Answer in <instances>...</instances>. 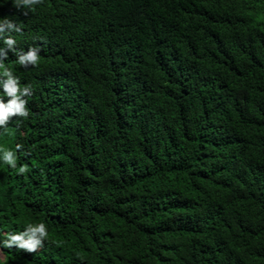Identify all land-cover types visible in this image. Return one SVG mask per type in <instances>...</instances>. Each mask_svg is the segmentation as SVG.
Returning <instances> with one entry per match:
<instances>
[{
    "label": "trees",
    "instance_id": "16d2710c",
    "mask_svg": "<svg viewBox=\"0 0 264 264\" xmlns=\"http://www.w3.org/2000/svg\"><path fill=\"white\" fill-rule=\"evenodd\" d=\"M5 17L40 52L0 62L32 87L0 127L27 168L0 162V236L48 235L0 258L264 264V0H0Z\"/></svg>",
    "mask_w": 264,
    "mask_h": 264
},
{
    "label": "clouds",
    "instance_id": "9594fccd",
    "mask_svg": "<svg viewBox=\"0 0 264 264\" xmlns=\"http://www.w3.org/2000/svg\"><path fill=\"white\" fill-rule=\"evenodd\" d=\"M17 8L28 6L32 8L39 4L41 0H13ZM27 14V12H25ZM22 31V27L14 20L7 17L0 19V41L6 47H0V62L7 57L8 51L16 53V62L22 66L36 65L39 61L40 48L30 46L26 51L15 47L17 41L11 34ZM6 78H0V127L7 125L10 117L20 116L27 118L29 111L26 107L28 97L32 92L31 85L20 86L19 77L14 75L10 69H5L3 74ZM9 97L5 101L4 97ZM23 145L16 144L15 149H22ZM15 149L0 146V162L16 169L18 173H25L26 166L21 165L17 168V153ZM48 231L43 221L29 224L23 231L9 232L0 236V247L23 248L33 251L43 244L47 237ZM0 264H7L6 258H0Z\"/></svg>",
    "mask_w": 264,
    "mask_h": 264
},
{
    "label": "rangeland",
    "instance_id": "374dc122",
    "mask_svg": "<svg viewBox=\"0 0 264 264\" xmlns=\"http://www.w3.org/2000/svg\"><path fill=\"white\" fill-rule=\"evenodd\" d=\"M0 257H2V254L0 253Z\"/></svg>",
    "mask_w": 264,
    "mask_h": 264
}]
</instances>
